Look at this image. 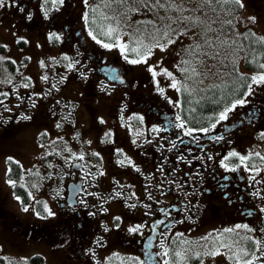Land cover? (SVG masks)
I'll return each mask as SVG.
<instances>
[{
	"label": "flooded vegetation",
	"instance_id": "flooded-vegetation-1",
	"mask_svg": "<svg viewBox=\"0 0 264 264\" xmlns=\"http://www.w3.org/2000/svg\"><path fill=\"white\" fill-rule=\"evenodd\" d=\"M7 3L11 6L0 8L4 19L24 27L27 36L51 40L57 49L77 56L89 83L85 87L92 89L87 97L106 104L95 117H107L110 141H93L95 162L87 163L78 140L75 159L63 166L61 138L48 144L46 154L62 174L58 183V173H48L58 183L48 185L53 215L47 213L32 226L57 259L64 264H236L233 253L242 257L244 249L248 259L252 253L260 257L254 264H264L255 243L264 247V161L254 155L264 156V84L242 96L247 103L230 118L202 132L186 124L147 69L132 70L93 47L81 21L89 0L87 5L84 0ZM250 3L264 10V0ZM181 122L194 131L185 135L176 127ZM232 151L249 156L244 164L229 158L228 168L236 171L220 164ZM252 165L261 171H250ZM76 182L80 187L70 203L67 186ZM137 225L139 231H128ZM227 228L234 231L225 233ZM185 240L190 243L182 244ZM217 249L215 256L205 254Z\"/></svg>",
	"mask_w": 264,
	"mask_h": 264
},
{
	"label": "rangeland",
	"instance_id": "rangeland-1",
	"mask_svg": "<svg viewBox=\"0 0 264 264\" xmlns=\"http://www.w3.org/2000/svg\"><path fill=\"white\" fill-rule=\"evenodd\" d=\"M242 3L244 6L236 15L238 29L249 28L260 37H264V10L258 5L256 8L251 6L249 0H242ZM249 17H254L255 22ZM125 24L129 25V21ZM197 33L196 28H191L179 39L173 37L176 39L174 44L169 45L164 51L152 48V55L146 62L137 64L129 63L132 59L128 57L125 59L126 51L122 54L118 47L104 48L102 41L98 44L92 36L90 38L96 44L92 42L96 50L102 49L114 60L126 61L132 70H148L149 66H153L154 70L160 73L156 78L159 82H163L165 88L162 89L166 92L167 99L170 98L172 107L178 111L179 93L170 86L172 77L162 74L161 69L172 72L177 80V64L188 43H199ZM128 34L127 28L122 31L119 35L120 43L127 45ZM56 46L57 44L52 43L51 40L45 42L42 38L27 36L25 29L22 28L19 31L16 28L10 31L0 16V202L2 204L0 258L7 260L27 261L31 255L40 254L44 258V264H64L63 261L56 259V255L40 238V234L25 235L27 232L25 227L12 224V220L17 217L21 224L37 222L46 212L44 206L47 205L48 210L51 206L52 198L46 190V184H51L52 181L44 173L48 168L53 170L55 164L50 161L47 168L42 160L49 149V139L53 134L61 137L63 166L65 160L73 159L74 154L71 155L69 152H74L78 147V140L87 163H93L96 159L95 156L93 157L95 151L93 141L98 140L101 144H108L110 141V135L106 133L107 117L101 115L95 117L94 110L87 107L94 106L101 99L88 98L87 95L92 89L86 90L84 85L78 83V71H80L78 57L73 58L68 51L59 50ZM6 59L12 60L15 68L11 69L5 63ZM70 64L71 68H69ZM238 67L240 72H246L250 76L264 71L246 70L241 64ZM200 68L204 77H209L206 83H214L215 81L210 79L211 66L203 62L200 63ZM203 86L204 88L200 87L201 93L198 97L206 94L204 92L206 84L204 83ZM259 86L253 85V87ZM4 93L7 95H3ZM99 104V109L103 110L105 101H100ZM234 111L235 109L228 113L227 119ZM8 158L17 161L23 169L20 183L27 188L30 196L26 203H22L20 194L14 191V184L8 183L9 180L14 182L7 176ZM61 174L62 169L58 171V178H55L58 183ZM58 183H52L53 187H58ZM25 208L27 211L24 210Z\"/></svg>",
	"mask_w": 264,
	"mask_h": 264
},
{
	"label": "trees",
	"instance_id": "trees-1",
	"mask_svg": "<svg viewBox=\"0 0 264 264\" xmlns=\"http://www.w3.org/2000/svg\"><path fill=\"white\" fill-rule=\"evenodd\" d=\"M179 3L180 0H177ZM201 0H183V6L186 9H192V11H185L184 15L198 16L205 23L195 28L199 31V43H190L187 45L184 54L179 61L177 67V77L180 84V114L185 120L186 124L191 127H204L212 124L218 116V113L224 109L230 102L241 97L246 89V85L249 82L250 75L248 73L239 71V64H241L246 70L260 71L259 64L264 63V45L259 42L260 36L257 35L249 28L243 30L238 29L236 15L240 11L241 7L235 4H228L223 6L213 5L216 11H212V7L204 6L199 7ZM110 4L111 6H106ZM139 7L140 11L136 13H124L128 7ZM96 9V11H92ZM88 13V19L86 26L97 39L105 43H113L115 41V33L113 37H107L102 34L107 29V26L118 27L119 35L126 28L129 30L127 45L128 48L136 47V40H141L143 46L150 47L155 41L162 35V33H155L151 25H140L137 21L155 20L156 16L152 11H148L141 5L134 3V0H127L125 4H118L115 0H90V3L86 9ZM186 13V14H185ZM141 15L142 18L139 16ZM157 15L175 16L177 13H165L163 9L158 10ZM109 17V19H104ZM227 20L232 21V25H227L224 22ZM126 21H129V25L126 26ZM167 23V22H166ZM158 26L163 28L162 25ZM206 25H211L215 31L202 32V29ZM174 28H186L187 25L173 24ZM245 33H251L254 35L244 37ZM227 39L229 43L227 45H221L219 40ZM205 39L212 41V46L209 47L205 44ZM256 41L255 43L253 41ZM161 43L164 41L161 40ZM234 42V43H233ZM200 44L201 48L195 51L189 49H195V45ZM204 53H211V55H204ZM218 53V54H217ZM126 56L128 58H137V54L126 50ZM182 61H189V63H183ZM207 62L211 66L212 71L210 79L214 80V83H206L209 81V77L205 78L200 63ZM5 63L13 69L14 62L10 59H6ZM196 68L199 76L191 77V72H182L181 69ZM206 93L203 97H198L201 93V86ZM187 87L189 91H184V87ZM22 174L21 165L14 160H9L8 177L15 181L14 191L20 194L23 203L29 201L30 196L27 193V189L20 183ZM2 210H0V215ZM19 222L18 218H15L13 222ZM0 264H44L43 256L34 254L27 261H15L0 258Z\"/></svg>",
	"mask_w": 264,
	"mask_h": 264
},
{
	"label": "snow or ice",
	"instance_id": "snow-or-ice-1",
	"mask_svg": "<svg viewBox=\"0 0 264 264\" xmlns=\"http://www.w3.org/2000/svg\"><path fill=\"white\" fill-rule=\"evenodd\" d=\"M45 3H48L49 0H44ZM64 0H51V3L53 5H56L57 3L59 4H63ZM116 3L118 4H125L127 3V0H115ZM13 3H15V0H13ZM84 3L87 5V0H84ZM134 3L141 5L143 8L147 9L148 11H152L154 13V15L156 16L155 20H147V21H137V24L140 25H151L153 27V31L155 33H162V35L155 41V43H153L150 47L148 46H143L142 41L141 40H136V47H131L128 48V45L120 43L119 40V30L118 27H113L111 25L107 26V29L105 31L102 32L103 35L107 36V37H113V34L115 33V43H103L102 46L104 48H111V47H118L121 51L122 54L125 53L126 50L131 51L133 53H136L137 56L139 57L138 59H132L129 61V63H133V64H137V63H144L146 62L147 58L149 56L152 55V48H159L161 51H164L169 45H172L176 42V39H179L180 36L182 35H186L187 31L191 28H194L196 26L202 25L205 22L203 20H201L200 17L198 16H192V15H184L185 11H192V9H186L183 6V0H180V2L178 3L177 0H134ZM228 4H235L238 5L239 7H243V3L242 0H201V3L199 5V7H204V6H208V7H212L213 5H217V6H223V5H228ZM6 6H11L7 3V0H0V8H4ZM106 6H111L110 4L106 5ZM163 9L165 11V13H171V12H175L177 13V15L175 16H171V15H165V16H159L157 15L158 10ZM21 12L24 11L23 8L19 9ZM92 11H96V9H92ZM140 8L139 7H128L126 9V11L124 13H121V15H126L127 13H136L139 12ZM212 11L215 12L216 9L215 7H212ZM45 16H47V11H45ZM84 19L87 21L88 19V13H85L84 15ZM104 19H109V17H104ZM249 19L252 22H255V18L254 17H249ZM157 22H159V25H162L163 28H161L160 26H158ZM167 22V23H166ZM186 24L187 27L184 29H180V28H174L172 27L173 24ZM227 25H232V21L231 20H227L224 22ZM215 31L214 29H212L211 25H206L203 29L202 32L203 33H207V32H212ZM53 36H55V34H51ZM89 35L92 36V38L94 40H96V42L98 44L101 43L100 40L96 39V36L90 31ZM244 35V37L247 39L248 36L250 35H254L251 33H245L242 34ZM173 37H176V39H173ZM57 39H59V37H56ZM217 40H219V37H216ZM163 40L164 42L161 43L160 41ZM254 43L256 42L255 40L253 41ZM259 42L264 45V37H260L259 38ZM219 43L221 45H227L229 43V41L227 39L224 40H219ZM234 43V42H233ZM205 44H207L209 47L212 46V41L205 39ZM201 45L200 44H196L195 45V49H189L190 51H195L196 49H200ZM218 54V53H217ZM204 55H211V53H204ZM65 59H67V57H65ZM125 59H127V56H125ZM183 63H189V61H182ZM42 66H43V62ZM202 63V62H201ZM72 65H69V68H71ZM259 68L261 70H264V63L259 64ZM148 71L150 73H152L153 78H155L158 74L153 66H149L148 67ZM182 72L188 73L189 71L191 72V77H195V76H199L200 73L197 72L196 68H191L190 70L188 68H183L181 69ZM161 73L168 76V77H172V83H171V87L176 89L177 91H180V87H178V81L173 77L172 72L168 71L167 69H161ZM42 79H47V77H42ZM250 83H247L246 87H247V91H245L242 96L243 97H247L248 95H250L253 91V85L259 86L264 84V71L258 72L254 75H252L250 78ZM10 82V81H9ZM27 86V85H25ZM163 89H160V92L163 93ZM184 91H189L188 88L185 86L184 87ZM3 95H7V93H4ZM245 103H247L246 99L244 98H237L234 100V102L231 103L230 107H225L218 115V119L217 122L222 121L227 119L228 113L231 112L233 109H235L237 106H243ZM25 119H27V117H25ZM177 120H180V117H177ZM177 128H183L185 131V135H190L194 129L192 128H185L183 122L178 123L176 125ZM212 127H215V124L212 125ZM154 131H156L157 129H153ZM199 131L202 132H208L209 129L208 128H201L199 129ZM261 137L264 138V132H262ZM222 137H217L216 139H221ZM255 156L260 157L261 161H264V156H260V153H254ZM230 157H238L241 164H244L245 161L249 160V156H243L240 155L239 153H237L236 151H232L229 152L227 156H225L221 161L220 164L222 167H224L226 170H230V171H236V168H228V164L226 163ZM9 160H11V158H8ZM81 159H83V157L81 156ZM209 159H211V157H209ZM122 163V162H121ZM238 167V166H237ZM250 171L254 172V173H259L261 171V169L259 167H256L255 165H252L250 168ZM102 174V173H101ZM250 180H255V176H250L249 177ZM257 183H259V181H256ZM8 183L10 184H14L13 181L9 180ZM17 199H19V197H17ZM134 206V205H133ZM45 207V211L48 212V215H53V213H51V211L48 210L47 205L44 206ZM25 211H27V209H24ZM261 212H264V209H261ZM115 219L119 220V217H116ZM118 226V225H117ZM140 225H137L135 227H130L128 229L129 232H137L140 229ZM236 228H247V225H236ZM107 230V229H105ZM225 233H230L233 232L234 229L232 228H227L223 230ZM179 235V234H178ZM211 235V234H210ZM207 239V238H205ZM216 239H219V236L216 237ZM182 244H187L190 243L189 241H181ZM257 247L261 249L262 254H264V247H261V242L260 241H256L255 242ZM219 247H231V245H225V244H220ZM240 252L243 253V256H238L236 255V253H233L234 256H236V264H254L255 262H259L260 261V257L256 256L254 253L251 254V259H248L247 257L249 256L248 252H245L244 249H240ZM168 250L165 248L164 249V254L167 255ZM207 255H212L215 256L218 254V249L217 250H213L211 252H207L205 253ZM175 255L177 257H180L181 259H184L183 253L180 251L175 252ZM164 264H169V262L167 260H165Z\"/></svg>",
	"mask_w": 264,
	"mask_h": 264
},
{
	"label": "water",
	"instance_id": "water-1",
	"mask_svg": "<svg viewBox=\"0 0 264 264\" xmlns=\"http://www.w3.org/2000/svg\"><path fill=\"white\" fill-rule=\"evenodd\" d=\"M74 191H76V189ZM73 195H74V192H72V189L70 188L69 197Z\"/></svg>",
	"mask_w": 264,
	"mask_h": 264
}]
</instances>
